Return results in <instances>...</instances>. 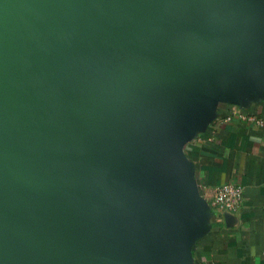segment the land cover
Returning a JSON list of instances; mask_svg holds the SVG:
<instances>
[{
	"label": "water",
	"instance_id": "1",
	"mask_svg": "<svg viewBox=\"0 0 264 264\" xmlns=\"http://www.w3.org/2000/svg\"><path fill=\"white\" fill-rule=\"evenodd\" d=\"M264 0H0V264H191L182 146L264 88Z\"/></svg>",
	"mask_w": 264,
	"mask_h": 264
},
{
	"label": "crops",
	"instance_id": "2",
	"mask_svg": "<svg viewBox=\"0 0 264 264\" xmlns=\"http://www.w3.org/2000/svg\"><path fill=\"white\" fill-rule=\"evenodd\" d=\"M181 154L184 190L195 207L187 260L264 264V88L207 99ZM226 182L244 188L242 207L232 215L213 207L208 191Z\"/></svg>",
	"mask_w": 264,
	"mask_h": 264
},
{
	"label": "built area",
	"instance_id": "3",
	"mask_svg": "<svg viewBox=\"0 0 264 264\" xmlns=\"http://www.w3.org/2000/svg\"><path fill=\"white\" fill-rule=\"evenodd\" d=\"M213 207L221 208L226 214H235L242 207L244 199L243 185L237 182H226L208 188Z\"/></svg>",
	"mask_w": 264,
	"mask_h": 264
}]
</instances>
